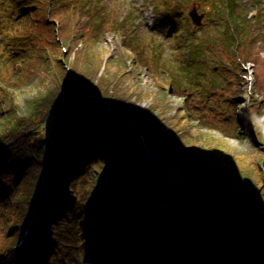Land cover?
<instances>
[{"label":"trees","instance_id":"trees-1","mask_svg":"<svg viewBox=\"0 0 264 264\" xmlns=\"http://www.w3.org/2000/svg\"><path fill=\"white\" fill-rule=\"evenodd\" d=\"M203 1L210 12L217 6ZM2 2L0 30L6 44L1 55L8 60L14 54L17 64L0 85V251L6 252L2 264H67L81 254L85 230L92 245L107 251L111 264H129L112 253L115 246L128 252L131 264L264 260V213H259L264 208V171L251 176L246 164L229 156L222 166L192 159L182 150L186 139L173 133L160 142L149 132L151 109L131 117L138 95L116 92L101 52L92 51L114 33L117 44L124 46L120 55L134 54L139 65L143 51L126 33L123 19L110 20L103 0ZM219 7L230 34L238 38L244 29L234 19L236 0L220 1ZM24 17L33 23L17 25ZM12 27L18 32L10 33ZM223 30L228 31L226 25ZM75 45L79 48L71 53L83 57L82 65L68 62ZM117 56L105 64H118ZM190 60L187 67L184 61L180 64L181 71H169L170 76H164L163 68L158 74L145 58L140 63L150 69L159 88L167 86L176 94L186 89L182 81ZM242 66L239 78L245 73ZM36 72L41 85L48 87L28 102L27 114L19 115L9 90L26 84ZM191 79L199 84L196 75ZM225 132L239 141L250 140L258 154L264 151V135L250 137L235 124ZM156 155L175 164V184L159 179ZM65 186L72 193L65 195ZM66 196L64 209L55 216L60 207L56 203ZM47 217L57 218L52 234L43 230ZM45 240L49 248L41 258Z\"/></svg>","mask_w":264,"mask_h":264},{"label":"rangeland","instance_id":"rangeland-1","mask_svg":"<svg viewBox=\"0 0 264 264\" xmlns=\"http://www.w3.org/2000/svg\"><path fill=\"white\" fill-rule=\"evenodd\" d=\"M103 1L109 8L108 13L112 16L110 20H124L122 24H124L126 33L132 35L138 48L143 51L141 59L145 58L146 63L153 62L150 65L155 66L154 68L158 71L161 68L167 70L164 76H170L171 72L169 71H181L180 64L184 61L187 67V60L191 58L190 69L185 70L182 81V85L186 86V89L173 94L167 86L159 88L155 84L148 73L150 69H146L140 63L141 59L138 58V65L134 54L120 55L124 46L117 44L114 33L106 35L101 45L92 51L101 52L99 56L101 59L103 58L104 71L109 67L107 73L114 80L116 92L125 91L131 94L135 92L138 95L139 100L133 107L131 117H139L143 111L148 112L147 110L151 109L149 132L155 138L160 139V142L167 136L170 137L176 133L179 140L182 139L184 142L185 139L187 140L184 145L186 147L182 150L192 159H200L202 163L210 160L216 166H222L223 162L228 161V158L225 160V157L229 156L230 159L233 157L246 164L251 176H254L258 169L263 174L264 151L258 154L256 146L250 140H236L225 131L235 124L250 137L264 135V0H258L260 19L258 24L254 19L253 8L255 6L249 0H236L237 12L234 13V19L244 29L238 38L230 35L229 23L224 20L219 7L221 0H205L212 7L213 1L217 4L215 15H210L212 11L210 12L206 6L203 7V0H170L175 4L173 12L177 16L181 10L185 11L186 15L188 10L193 7L196 8V13L201 15L198 25H194L187 17L184 26L183 18H181L180 22L174 26L172 35H170L169 28L166 27L168 22L164 24L156 22V17H162L166 10V6L158 9L156 0ZM158 1L163 2V0ZM126 6L129 8V13L126 17H122L121 10L123 13ZM153 14L155 17L152 16ZM243 14H245V20ZM164 21L166 20L164 19ZM153 22L155 28L151 29ZM31 23H33L31 18L24 17L17 20V25L20 26ZM225 25L228 31L223 30ZM177 28H179L181 36L178 44L175 41L176 38H173ZM14 32H18L16 27L10 29V33ZM75 46L70 49L68 62L82 65L83 57L79 53H71L79 48L78 45ZM112 55L115 56L112 57ZM117 55L120 57L118 64L111 62H107L109 66L105 64L106 59H114ZM13 57L14 54L10 55L8 60L0 59V85L2 79H10L17 67ZM241 64L245 67L246 72L243 75L245 78L237 77ZM195 66L197 68H194ZM163 69L158 74L162 75ZM36 73L35 77L27 79L26 84L9 90L8 95L11 96V99L14 96L16 100V111L19 115L27 114L28 102L43 94L48 87L41 85L40 75L38 72ZM194 75L198 77L199 84H193L191 77ZM123 77L125 79H119ZM5 104H8L6 100ZM1 113L0 110V118ZM192 134L194 135L192 136ZM244 158H248V160ZM153 162L159 169V179L168 184H175L177 180V175L174 174L175 164L159 155L153 157ZM250 163L257 165V168H250L252 167ZM234 169L236 173L241 172V169L237 170L235 167ZM261 173L259 174L261 175ZM260 175L258 183H260ZM263 187L264 182L262 181L261 192L264 198ZM67 198L66 196L64 202H61L59 211L63 210ZM259 213L261 215L264 213L263 207L259 208ZM57 225L56 220L49 225V234L53 233ZM83 236L82 247L85 249L91 246V236L86 230ZM46 243L48 240H45ZM90 248L93 255L99 258L96 264L112 263L110 260H106V251L101 250L100 247ZM113 253L121 255L125 263L131 264L128 261L130 257L128 252L124 253L116 249ZM42 255L46 257L44 251ZM263 261L259 264H262ZM69 264L89 263L85 260V254L83 257L81 249V254L73 257Z\"/></svg>","mask_w":264,"mask_h":264},{"label":"water","instance_id":"water-1","mask_svg":"<svg viewBox=\"0 0 264 264\" xmlns=\"http://www.w3.org/2000/svg\"><path fill=\"white\" fill-rule=\"evenodd\" d=\"M190 16H191V19H192V21L194 22V24H195V25H198V24H199V20H200V18H201V15H198V14L196 13L195 9H193V10H191V12H190ZM152 201L154 202V197H153V195H152ZM179 206H181V205H179ZM4 258H5V253L0 252V264H2ZM262 264H264V261H263Z\"/></svg>","mask_w":264,"mask_h":264}]
</instances>
